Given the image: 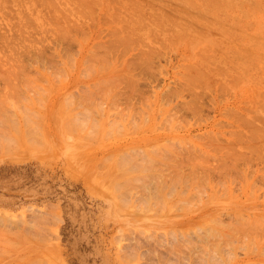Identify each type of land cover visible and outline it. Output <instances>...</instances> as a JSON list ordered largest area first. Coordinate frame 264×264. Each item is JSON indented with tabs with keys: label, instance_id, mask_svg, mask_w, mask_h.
Returning a JSON list of instances; mask_svg holds the SVG:
<instances>
[{
	"label": "rangeland",
	"instance_id": "374dc122",
	"mask_svg": "<svg viewBox=\"0 0 264 264\" xmlns=\"http://www.w3.org/2000/svg\"><path fill=\"white\" fill-rule=\"evenodd\" d=\"M0 138V264H264V0H0Z\"/></svg>",
	"mask_w": 264,
	"mask_h": 264
},
{
	"label": "bare ground",
	"instance_id": "6f19581e",
	"mask_svg": "<svg viewBox=\"0 0 264 264\" xmlns=\"http://www.w3.org/2000/svg\"><path fill=\"white\" fill-rule=\"evenodd\" d=\"M51 1H52V0H51ZM65 1H66V0H65ZM77 1H78V0H77ZM85 1H86V0H85ZM39 2H40V1H39ZM81 2H82V1H81ZM192 2H193V1H192ZM63 3H64V2H63ZM83 4H84V3H83ZM204 4H205V3H204ZM76 6H77V5H76ZM58 12H59V11H58ZM82 12H83V11H82ZM53 13H54V12H53ZM69 13H70V12H69ZM148 14H149V13H148ZM60 15H61V14H60ZM138 17H139V16H138ZM142 17H143V16H142ZM60 18H61V17H60ZM24 20H25V19H24ZM138 21H139V20H138ZM27 22H29V21H27ZM46 24H47V23H46ZM24 25H25V24H24ZM151 25H152V24H151ZM26 26H27V25H26ZM153 27H154V26H153ZM25 28H26V27H25ZM32 28H33V27H32ZM170 29H171V28H170ZM25 30H26V29H25ZM57 30H58V29H57ZM65 30H66V29H65ZM151 30H152V28H151ZM151 30H150V31H151ZM154 30H155V29H154ZM152 31H153V30H152ZM161 31H163V30H161ZM68 32H69V31H68ZM112 32H113V31H112ZM121 32H122V31H121ZM124 32H125V31H124ZM116 33H119V31H118V30H117V32L115 31V34H116ZM126 33H127V32H126ZM162 33H163V32H162ZM113 34H114V33H113ZM111 35H112V34H111ZM127 35H128V34H127ZM184 35H185V34H184ZM115 36H116V35H115ZM136 36H137V35H136ZM150 37H151V35H150ZM158 37H159V36H158ZM67 38H68V37H67ZM120 38H121V37H120ZM122 38H123V37H122ZM122 38H121V39L118 38L119 40H121V41H119V43L122 42ZM151 38H152V37H151ZM156 38H157V37H156ZM125 39H126V38H125ZM135 39H136V37H135ZM142 39H143V38H142ZM159 39H160V38H159ZM113 40H114V42L117 41V40L115 41V39H113ZM123 40H124V39H123ZM138 40H139V39H138ZM153 40H154V39H153ZM114 42H113L112 44H114ZM124 42H127V40L123 41V43H124ZM110 43H111V42H110ZM141 43H142V42H141ZM108 45H109V44H108ZM122 45H123V44H122ZM129 45H131V44H129ZM126 46H127V43H126ZM145 46H147V45H145ZM122 47H123V46H122ZM145 48H146V47H145ZM151 49H152V47H151ZM25 51H26V49H25ZM26 52H27V51H26ZM26 52H25V53H26ZM41 52H42V51H41ZM18 53H19V52H18ZM30 53H31V52H30ZM143 53H144V52H143ZM148 53H149V52H148ZM40 54H41V53H40ZM152 54H153V53H152ZM19 55H20V54H19ZM141 55H142V54H141ZM143 55H144V54H143ZM146 55H147V54H146ZM146 55H144L143 57H146ZM141 57H142V56H141ZM19 58H20V57H19ZM94 58H95V57H94ZM138 58H140V57H138ZM148 58L150 59L151 56H150V57L148 56ZM148 58H147V59H148ZM142 59H144V58H142ZM15 60H16V59H15ZM145 60H146V59H145ZM102 61H103V60H102ZM143 61H144V60H143ZM146 61H147V60H146ZM142 63H143V62H142ZM145 63H146V62H145ZM90 64H91V63H90ZM139 64H140V62H139ZM21 65H22V64H21ZM140 66H141V65H140ZM144 66H146V65H144ZM144 69H145V68H144ZM21 70H22V69H21ZM141 72H142V71H141ZM133 74H134V73H133ZM132 76H133V75H132ZM134 76H135V74H134ZM205 76H206V75H205ZM135 77H137V76H135ZM206 78H207V77H206ZM194 80H195V79H194ZM196 80H197V79H196ZM235 81H236V80H235ZM191 82H192V81H191ZM196 82H197V81H196ZM126 83H127V82H126ZM196 84H197V83H196ZM127 85H128V84H127ZM129 85H131V84H129ZM223 88H224V87H223ZM10 89H11V88H10ZM5 96H6V95H5ZM8 97H9V96H8ZM8 100H9V99H8ZM8 102H9V101H8ZM186 105H187V104H186ZM189 105H191V104L189 103ZM189 105H187V107H188ZM2 106H3V105H2ZM7 106H8V105H7ZM191 106H192V105H191ZM191 106H190V107H191ZM187 107H186V108H187ZM189 109H191V108L188 107V110H189ZM192 109H193V107H192ZM186 110H187V109H186ZM232 115H233V113H232ZM234 116H235V115H233L232 117H233V118H236V116H235V117H234ZM26 119H27V118H26ZM2 120H3V119H2ZM12 120H13V119H11V121H12ZM22 120H23V118H22ZM27 120H28V119H27ZM39 120H40V119H39ZM29 121H30V120H29ZM242 121L245 122V120H243V119H242ZM246 121H249V123L247 122L248 125L251 124V123H253V121H250V120H246ZM9 122H10V121H9ZM25 122H26V121H25ZM250 122H251V123H250ZM4 123H5V122H4ZM13 124H15V123H13ZM16 124H17V123H16ZM32 124H33V123H32ZM10 125H11V124H10ZM243 125H245V123H244ZM35 126H36V125H35ZM245 126H247V125H245ZM250 126H252V124H251ZM250 126H249V127H250ZM14 127H15V126H14ZM36 127H37V126H36ZM243 127H244V126H243ZM4 128H5V127H4ZM26 128H28V125H27ZM33 128H34V127H33ZM31 129H32V128H30V130H31ZM28 130H29V129H28ZM1 131H2V130H1ZM35 132H36V131H35ZM257 132H258V131H257ZM1 134H2V133H1ZM1 138H2V137H1ZM1 138H0V139H1ZM7 138H8V137H7ZM259 138H260V137H259ZM262 138H263V137H262ZM240 139H241V138H240ZM27 140H28V139H27ZM6 141H7V140H6ZM254 141H255V140H254ZM4 142H5V141H4ZM260 142H261V141H260ZM262 145H263V144H262ZM11 147H12V146H11ZM138 156H139V155H138ZM237 156H238V155H237ZM182 157H183V156H182ZM185 157H186V156H185ZM185 157H184V158H185ZM240 157H241V156H240ZM126 158H127V157H126ZM146 158L149 159V157H146ZM174 158H175V157H174ZM132 159H133V158H132ZM184 160H185V159H184ZM130 161H131V160H130ZM143 161H144V159H143ZM149 161L151 162V161H153V160L150 159ZM186 161H187V160H186ZM131 162H133V161H131ZM146 162H147V161H146ZM156 162H157V161H156ZM176 162H178V161H176ZM133 163H134V162H133ZM144 163H145V162H144ZM148 163H149V162H147L146 164L149 165ZM154 163H155V162H154ZM173 163H174V162H173ZM180 163H181V162H180ZM182 163H183V161H182ZM222 163H223V162H222ZM135 164H136V163H135ZM137 164H139V163L137 162ZM152 164H153V163H152ZM183 164H184V163H183ZM226 164H227V163H226ZM123 165H124V164H123ZM129 165H130V164H129ZM164 165H165V164H164ZM178 165H179V163H178ZM191 165H193V164H191ZM222 165H223V164H222ZM137 166H138V165H137ZM144 166H145V165H144ZM152 166H153V165H152ZM168 166H169V165H168ZM132 167H133V166H132ZM139 167H141V166L139 165ZM145 167H146V166H145ZM165 167H166V166H165ZM183 167H184V166H183ZM149 168H150V166H149ZM156 168H157V166H156ZM167 168H168V167H167ZM135 169H136V168H135ZM135 169H134V170H135ZM165 169H166V168H165ZM181 169H182V168H181ZM181 169H180V170H181ZM143 170H144V169H143ZM143 170H142V171H143ZM145 170H146V169H145ZM170 170H171V168H170ZM170 170H169V171H170ZM201 170H202V169H201ZM219 170H220V168H219ZM142 171H141V172H142ZM156 171H157V170H156ZM163 171H164V170H163ZM181 171H182V170H181ZM214 171H217V169L214 170ZM141 172H140V173H141ZM176 172H177V171H176ZM202 172H204V171L202 170ZM217 172H218V171H217ZM217 172H216V173H217ZM143 173H144V172H143ZM206 174H207V173H206ZM208 174H209V173H208ZM158 175H159V174H158ZM142 176H144V175H142ZM149 178H150V177H149ZM132 179H133V178H132ZM134 179H135V178H134ZM134 179H133V180H134ZM139 179H140V178H139ZM147 179H148V178H147ZM158 179H159V178H158ZM140 180H141V179H140ZM148 180H151V179H148ZM135 181H136V180H135ZM126 182H129V180L126 181ZM156 182H157V181H156ZM122 183H123V182H122ZM136 183H137V182H136ZM138 183H139V182H138ZM149 183H150V182H149ZM146 184H147V183H146ZM162 184H163V183H162ZM125 185H126V184H125ZM148 185H149V184H148ZM152 185H153V184H152ZM123 186H124V185H123ZM127 186H128V185H127ZM131 187H133V186H131ZM151 187H152V186H151ZM151 187H150V188H151ZM120 188H121V187H120ZM123 189H125V188H123ZM130 189H131V188H130ZM133 189H134V188H133ZM145 189H146V188H145ZM147 189H148V188H147ZM116 190H117V189H116ZM128 190H129V189H128ZM156 191H157V190H156ZM122 195H124V194H122ZM120 196H121V195H120ZM118 197H119V195H118ZM44 215H45V214H44ZM8 219H9V218H8ZM247 219H248V218H247ZM19 220H21V219H19ZM9 221H10V220H9ZM12 221H13V220H12ZM243 221H244V220H243ZM245 221H246V220H245ZM7 222H8V221H7ZM13 222H14V221H13ZM19 222H20V221H19ZM21 222H22V221H21ZM36 223H37V222H36ZM17 224H18V223H17ZM17 224H16V225H17ZM22 224H23V223H22ZM14 225H15V224H14ZM32 225H33V223H32ZM243 225H244V224H243ZM18 226H19V224H18ZM20 226H21V225H20ZM35 226H36V225H35ZM44 228H45V227H44ZM26 229H27V228H26ZM8 231H9V230H8ZM16 231H18V230H16ZM16 231H15V232H16ZM29 231H30V230H29ZM39 232H40V231H39ZM209 232H211V231H209ZM214 232H215V231H214ZM214 232H213V234H214ZM13 233H14V232H13ZM34 233H35V232H34ZM32 234H33V233H32ZM39 234H40V233H39ZM39 234H38V236H39ZM213 234H212V236H213ZM210 235H211V234H210ZM46 236H47V235H46ZM208 236H209V234H208ZM214 236H215V235H214ZM216 236H217V235H216ZM219 236H220V235H219ZM231 237H232V236H231ZM40 238H41V237H40ZM44 238H45V237H44ZM145 238H146V237H145ZM201 239H203V238H201ZM206 239H207V238H205L204 240H206ZM214 239H215V238H214ZM38 240H39V239H38ZM197 240H200V239H197ZM204 240H203V241H204ZM216 240H217V238H216ZM216 240H215V243H216ZM39 241H40V240H39ZM218 241H219V240H218ZM218 241H217V242H218ZM228 241H229V240H228ZM176 242H177V241H176ZM200 242H201V241H200ZM210 242H211V241H210ZM189 243H190V242H189ZM204 243H205V242H204ZM206 243H207V240H206ZM213 243H214V241H213ZM177 244H178V243H177ZM202 244H203V242H202ZM221 244H222V243H221ZM187 246H188V245H187ZM214 246H215V245H214ZM194 247H195V246H194ZM206 247H207V245H206ZM209 247H210V246H209ZM209 247H208V249H209ZM212 247H213V245H212ZM210 248H211V247H210ZM213 248H215V247H213ZM213 248H211V249L213 250ZM165 249H166V248H165ZM168 249H169V248H168ZM219 250H220V248H219ZM222 250H223V249H222ZM209 251H210V250H209ZM158 253H159V252H158ZM160 253H161V252H160ZM211 253H212V252H211ZM227 254H228V253H227ZM144 255H145V254H144ZM206 255H207V254H206ZM211 255H212V254H211ZM228 255H229V254H228ZM215 256H216V255H215ZM229 256H230V255H229ZM209 257H210V255H209ZM215 258H216V257H215ZM215 258H214V259H215ZM195 259H196V258H195ZM202 259H203V258H202ZM202 259H201V260H202ZM216 259H217V258H216ZM216 259H215V260H216ZM217 260H218V259H217ZM217 260H216V262H217ZM173 261H174V260H173ZM184 261H185V260H184ZM202 261H203V260H202ZM39 262H40V260H39ZM174 262H176V261H174ZM178 262H179V261H178ZM218 262H219V261H218ZM41 263H43V262H41ZM196 263H198V262H196ZM37 264H38V263H37ZM44 264H45V263H44ZM200 264H201V263H200Z\"/></svg>",
	"mask_w": 264,
	"mask_h": 264
}]
</instances>
